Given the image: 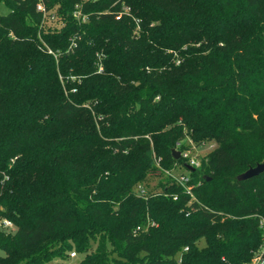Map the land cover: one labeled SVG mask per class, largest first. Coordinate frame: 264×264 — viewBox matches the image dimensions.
I'll use <instances>...</instances> for the list:
<instances>
[{
    "label": "trees",
    "instance_id": "obj_1",
    "mask_svg": "<svg viewBox=\"0 0 264 264\" xmlns=\"http://www.w3.org/2000/svg\"><path fill=\"white\" fill-rule=\"evenodd\" d=\"M0 4V264H250L264 173L237 176L264 162V0ZM204 144L191 194L144 187Z\"/></svg>",
    "mask_w": 264,
    "mask_h": 264
},
{
    "label": "built area",
    "instance_id": "obj_2",
    "mask_svg": "<svg viewBox=\"0 0 264 264\" xmlns=\"http://www.w3.org/2000/svg\"><path fill=\"white\" fill-rule=\"evenodd\" d=\"M38 10L44 12V6L42 3H39ZM75 16L80 17V13L77 12L75 14ZM83 20H85V17H83ZM194 148L195 147H193L192 149H188V150H185L183 152H180L181 153L180 158L183 159V166L177 165L176 168L173 170H167V169L161 168L159 161L157 160V167H158V171L156 172L157 175H163L165 177L170 178V180H172L173 183L182 186L187 191V193H190V194H191V186L189 185L190 178H189L188 173H176V170L179 168H185L186 170H188L186 168L187 166H190V167L196 169L197 167L200 166V159H197L193 155V149ZM212 148H213V146H212ZM141 194L142 195L145 194V191L143 189H141ZM2 225L5 228H13V224L7 220H4L2 222ZM260 227L264 230V218L261 219V221H260ZM139 229L140 228H138V230ZM187 251H188V248L187 247L184 248L183 252H187ZM70 255H71V257L76 256L75 253H71ZM250 264H264V243L261 246L259 254L252 259Z\"/></svg>",
    "mask_w": 264,
    "mask_h": 264
},
{
    "label": "rangeland",
    "instance_id": "obj_3",
    "mask_svg": "<svg viewBox=\"0 0 264 264\" xmlns=\"http://www.w3.org/2000/svg\"><path fill=\"white\" fill-rule=\"evenodd\" d=\"M8 8L4 5V4H0V13L2 14H6L8 12ZM212 150V146L209 144H204L201 145L199 147H195L193 149V155L197 158L200 159L203 156H205L207 153H209ZM176 173H187V170L185 168H179L176 170ZM160 176V175H159ZM157 175V173H154V175H150L148 176L147 180H146V184H145V188L149 189V188H157L158 186V180L159 177ZM78 256L75 257H71V259H66L64 261H55V264H78L79 263V258H77Z\"/></svg>",
    "mask_w": 264,
    "mask_h": 264
},
{
    "label": "water",
    "instance_id": "obj_4",
    "mask_svg": "<svg viewBox=\"0 0 264 264\" xmlns=\"http://www.w3.org/2000/svg\"><path fill=\"white\" fill-rule=\"evenodd\" d=\"M173 156L176 160L180 159L181 153L179 151L174 150L173 151ZM189 171L194 172L195 168H192L190 166L186 167ZM264 173V162L257 164L255 167L249 168L247 171L244 173L240 174L237 176L238 181H246L249 179H252L254 177H257Z\"/></svg>",
    "mask_w": 264,
    "mask_h": 264
}]
</instances>
